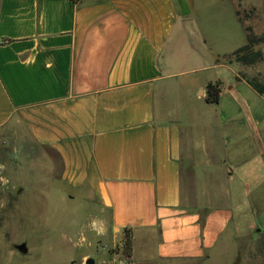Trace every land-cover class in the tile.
Segmentation results:
<instances>
[{"label": "crops", "instance_id": "crops-1", "mask_svg": "<svg viewBox=\"0 0 264 264\" xmlns=\"http://www.w3.org/2000/svg\"><path fill=\"white\" fill-rule=\"evenodd\" d=\"M236 1L264 19V0ZM190 14L181 17L178 0H0V127L19 122L57 161L46 174L94 197L107 214L101 234L130 229L142 259L203 258L238 232V215L264 206V113L235 104L220 120L235 132L223 145L196 138L176 103L164 52ZM223 54L214 66L253 89ZM209 82L222 87L206 79L191 93L206 105L196 91Z\"/></svg>", "mask_w": 264, "mask_h": 264}, {"label": "rangeland", "instance_id": "rangeland-1", "mask_svg": "<svg viewBox=\"0 0 264 264\" xmlns=\"http://www.w3.org/2000/svg\"><path fill=\"white\" fill-rule=\"evenodd\" d=\"M178 5L184 13L181 17L185 19L190 12L191 20L189 29L175 34L164 52L175 73L171 80L179 83L174 92L176 103L185 110L182 114L196 138L211 134L226 145L235 132L232 124L220 121L223 115L237 114L235 104L249 105L247 116L257 118L264 113V101L249 86L238 85L229 68L215 67L213 58L226 53L218 61L226 60L246 42L247 33L257 39L254 49L261 48L264 33L259 31L264 19L258 9L236 0H178ZM241 66L240 75H264L258 63ZM217 78L222 86L218 103L206 105L191 95L198 83ZM197 94L205 98L206 89ZM25 136L19 122L0 127V165L6 167L5 173L0 172V264H86L88 258L94 264H264V206L258 212L251 207L249 216L238 215V232L229 230L203 258L142 259L133 256L132 245L128 256L122 236L101 234L107 214L97 200L85 190H68L56 175L46 174L47 163L54 166L57 161L48 150L33 147ZM47 177H51L50 184L43 181ZM245 185L251 195L252 186ZM236 211L240 214V209ZM20 244L26 246L25 253L18 250Z\"/></svg>", "mask_w": 264, "mask_h": 264}, {"label": "trees", "instance_id": "trees-1", "mask_svg": "<svg viewBox=\"0 0 264 264\" xmlns=\"http://www.w3.org/2000/svg\"><path fill=\"white\" fill-rule=\"evenodd\" d=\"M249 30V29H247ZM257 44V39L251 33L246 34V43L227 56L226 61L238 62L243 65H253L263 60V53L261 48L254 49ZM240 77L250 85L257 93H264V75L258 74L256 76L240 75ZM221 88L219 82H209L206 85V96L204 100L207 103H218ZM132 234L130 229H124L121 241L123 242V248L128 256L131 253Z\"/></svg>", "mask_w": 264, "mask_h": 264}, {"label": "water", "instance_id": "water-1", "mask_svg": "<svg viewBox=\"0 0 264 264\" xmlns=\"http://www.w3.org/2000/svg\"><path fill=\"white\" fill-rule=\"evenodd\" d=\"M199 92H201V91H199ZM17 248L22 253H25L27 251L26 246L24 244L17 245ZM86 264H94V260L92 258H88L86 260Z\"/></svg>", "mask_w": 264, "mask_h": 264}, {"label": "clouds", "instance_id": "clouds-1", "mask_svg": "<svg viewBox=\"0 0 264 264\" xmlns=\"http://www.w3.org/2000/svg\"><path fill=\"white\" fill-rule=\"evenodd\" d=\"M3 166L2 165H0V168H2ZM6 182V181H5Z\"/></svg>", "mask_w": 264, "mask_h": 264}, {"label": "built area", "instance_id": "built-area-1", "mask_svg": "<svg viewBox=\"0 0 264 264\" xmlns=\"http://www.w3.org/2000/svg\"><path fill=\"white\" fill-rule=\"evenodd\" d=\"M0 43H1V41H0Z\"/></svg>", "mask_w": 264, "mask_h": 264}]
</instances>
